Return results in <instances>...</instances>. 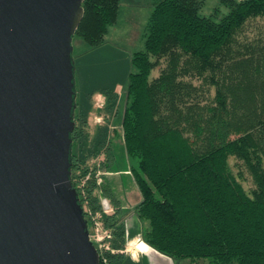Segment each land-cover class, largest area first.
Masks as SVG:
<instances>
[{
  "label": "trees",
  "instance_id": "obj_1",
  "mask_svg": "<svg viewBox=\"0 0 264 264\" xmlns=\"http://www.w3.org/2000/svg\"><path fill=\"white\" fill-rule=\"evenodd\" d=\"M220 2L228 11L214 20L199 13L204 0L154 1L144 49L131 56L122 141L138 159L130 172L140 193L134 212L146 222L145 243L173 260L264 264V40L239 39L248 20L264 17V0ZM120 4L84 0L74 36L92 49L100 46ZM75 70L74 62V78ZM99 92L105 95L99 115L117 114L120 93L114 88L93 89L73 101L70 180L88 229V213L114 209L102 222L113 232L115 251L98 252L100 264H115L126 230L105 175L101 183L95 175L112 166L109 123L99 124L91 138L85 130L90 99ZM231 157L248 170L250 190L232 171Z\"/></svg>",
  "mask_w": 264,
  "mask_h": 264
},
{
  "label": "water",
  "instance_id": "obj_2",
  "mask_svg": "<svg viewBox=\"0 0 264 264\" xmlns=\"http://www.w3.org/2000/svg\"><path fill=\"white\" fill-rule=\"evenodd\" d=\"M83 1L0 0V264H100L70 180Z\"/></svg>",
  "mask_w": 264,
  "mask_h": 264
},
{
  "label": "rangeland",
  "instance_id": "obj_3",
  "mask_svg": "<svg viewBox=\"0 0 264 264\" xmlns=\"http://www.w3.org/2000/svg\"><path fill=\"white\" fill-rule=\"evenodd\" d=\"M154 1L155 0H121V10L118 20L108 27L104 42L96 48H90L79 36H73L72 38V59L76 66L74 87L75 92H77L74 100L76 99V101H78L79 96L83 97L85 93L100 87L103 89L114 88V90L118 88V95L120 92L117 114L113 116L112 120H110V118L104 119L103 115H99V110L102 108H98L96 105L99 98H103L105 101V95L101 92L93 95L90 99L93 107L88 106L90 112L88 113V123L85 126V130L87 137L91 138L95 134L99 124L109 123L108 137L111 139L114 158L110 172H106V177L104 176L105 182L115 198L118 197L123 203L128 201L129 205L126 210L128 216L126 215V220L132 219L128 223H133L134 221L141 239L142 233L146 228V222L139 219L135 212L133 213L134 206L140 201V193L133 175L130 172L132 168H137L138 159L129 156L125 151L122 141L121 118L126 105L125 90L128 83V74L135 69L131 64V56L135 51L144 49L146 24L152 11ZM130 7L137 8L135 11L138 13L126 15V8L130 9ZM227 11L228 8L222 4L220 0H204L199 13L203 16H210L214 20H218L222 15L227 13ZM239 39L250 43H257L259 40H264V17H256L248 20L240 32ZM157 72L158 68H155L151 75L157 74ZM213 94L214 88L210 87L205 96L211 99ZM77 125H80L78 121ZM114 128L115 130H113ZM98 159H100V156ZM229 164L245 189L250 190L254 185L244 165L233 157L229 159ZM110 175L113 176L110 177ZM134 201H136V203ZM110 213H112V211L108 214ZM88 217L90 222L91 218L89 213ZM130 228L134 230V226H130ZM91 229L92 225L89 227V230ZM136 242V247H140V243H138V241ZM174 262L175 264H212L209 258L202 259L198 262H191L187 259L173 260V263Z\"/></svg>",
  "mask_w": 264,
  "mask_h": 264
},
{
  "label": "crops",
  "instance_id": "obj_4",
  "mask_svg": "<svg viewBox=\"0 0 264 264\" xmlns=\"http://www.w3.org/2000/svg\"><path fill=\"white\" fill-rule=\"evenodd\" d=\"M131 4H135V3H131ZM120 10L121 8L119 7L116 21L118 20ZM135 10H137V8L135 7H130V9L126 8L125 14L127 15V14L136 13L137 11ZM115 90L117 91L118 88H116ZM113 116H115V114L110 115V120L113 119ZM112 176L113 175H110V177ZM116 199L119 203V213L117 214V217L121 218L122 224L124 225V228L126 230V238H125L126 245L124 249L122 250L123 252L121 251L119 252V255H118V258L115 264H175V262L173 263V259L169 258L168 256L164 254L157 252L144 241H143V244L141 243L139 244L140 247H136L137 246L136 241H138L139 238L141 239V237L139 235V232L137 231L134 221L133 223H128L132 219L126 220L127 219L126 215L128 216V214L126 213L127 207L129 205L128 201H126V203L125 202L123 203V201L119 199L118 197H116ZM134 202L136 203V201ZM133 213H134V210H133ZM130 226H134V230H132L133 228L131 229Z\"/></svg>",
  "mask_w": 264,
  "mask_h": 264
},
{
  "label": "built area",
  "instance_id": "obj_5",
  "mask_svg": "<svg viewBox=\"0 0 264 264\" xmlns=\"http://www.w3.org/2000/svg\"><path fill=\"white\" fill-rule=\"evenodd\" d=\"M103 104H104V99L99 98L96 104L97 107L102 108ZM105 174H106L105 171L98 168L95 174L96 181L98 183H101L103 181V176ZM84 210L86 209L84 208ZM110 211H113V208L109 205H106L103 207L102 211H96L94 214H89L92 222V229L89 230V237L90 240L95 245L97 251L99 250L100 252L115 251L110 244V241L112 240L113 237V232L109 227L104 226L102 222V215L108 214ZM138 243L143 244V241L139 238Z\"/></svg>",
  "mask_w": 264,
  "mask_h": 264
}]
</instances>
